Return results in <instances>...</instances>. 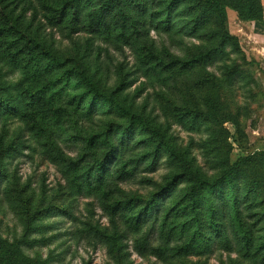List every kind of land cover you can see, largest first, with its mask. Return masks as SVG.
<instances>
[{
    "label": "rangeland",
    "instance_id": "374dc122",
    "mask_svg": "<svg viewBox=\"0 0 264 264\" xmlns=\"http://www.w3.org/2000/svg\"><path fill=\"white\" fill-rule=\"evenodd\" d=\"M13 1L42 51L38 63L0 56V264H263L254 252L264 243V20L241 18L247 0H120L135 23L130 42L82 29L104 0L81 1V26L70 15L47 21L54 12L43 7L61 0ZM54 81V101L70 114L33 130L21 118L27 90ZM102 133L128 150L100 185L95 161L112 144L89 140ZM90 168L89 188L80 176ZM104 200L126 211L112 216ZM259 217L251 250L239 223L253 229Z\"/></svg>",
    "mask_w": 264,
    "mask_h": 264
},
{
    "label": "trees",
    "instance_id": "16d2710c",
    "mask_svg": "<svg viewBox=\"0 0 264 264\" xmlns=\"http://www.w3.org/2000/svg\"><path fill=\"white\" fill-rule=\"evenodd\" d=\"M82 0H61V2L57 1L53 4L48 3V7H43L45 11H53L54 14L50 13L45 15L47 21L50 24L57 25L65 19L66 15H70V17L75 20V26H81L82 21V10L80 7V3ZM203 1V0H202ZM208 3L211 0H207ZM15 2L13 0H0V56L1 60L8 61L10 63H15L17 59L23 56V54H27L32 61L39 62L38 57L34 53V49H40L42 51L41 45L37 38H32L30 33L23 29L21 24L19 23V15L15 14V9H13V5ZM211 6L215 11L220 10V6L216 3H212ZM170 7V11L165 19V23L167 22L169 25L170 31L172 29H176L178 27L176 21L174 20L175 7ZM25 10L21 11V17L23 16ZM56 15V18H54ZM241 18L249 21H257L262 22L264 20V7L261 3V0H247L243 5V10L240 13ZM54 20H56L54 22ZM131 27L135 28V23L131 22V19L125 9L122 6V2L120 0H104V2L98 7H93L85 14L84 17V25L81 26L91 34L98 33L103 31L107 34H111L112 32L119 31V36L125 40V42H130L133 36L136 34L135 32L131 34H127L128 29ZM134 30V29H133ZM6 40V41H2ZM43 54V53H41ZM149 60H143L144 64H148L152 59H154V55L152 53L149 54ZM47 56V53L44 54ZM82 79L87 82L88 86L91 89L95 88V83L88 79L84 73H80ZM59 81H54L52 83H48L42 85L38 88H28L26 95L28 96V101L24 106V112L21 113V118L29 124L31 129L38 128L40 131L43 130V123H52L54 125L62 124L66 118L69 116L70 112L63 106H59L55 103L53 95L51 94V87L56 85ZM92 94L95 98H104L99 92L92 91ZM81 102L79 105H82ZM115 105H119L120 103L113 102ZM121 105V104H120ZM86 114L89 116L92 115L93 109L90 108V112L86 109ZM105 138V134L95 135L90 138V145L94 144H109L111 146L110 153L108 154V158L105 162H101L96 159L95 161V169L93 170V178L94 180L102 185L107 177L110 175V164L114 163L118 158L122 157L124 153L128 150V142H121V146H113V139L110 137ZM74 172L79 171L78 163H71ZM93 168V167H92ZM92 168L85 171V173L81 174L80 178L85 181L86 185L92 187ZM120 178L127 179L129 177V173L126 171V166L123 167ZM131 175V174H130ZM78 180V177H76ZM79 181V180H78ZM78 189H82L81 182L78 183ZM237 196V195H236ZM108 197V195H107ZM179 200L175 201L174 205L168 210L167 217L170 218V215L175 212L177 206H179ZM235 208V214H241L240 208V197L237 196L233 201ZM103 209L106 213L117 216L126 211L124 205L120 202L114 203H106L105 200L103 202ZM217 211L214 207H211L209 212V221L208 228L214 230H220V223L217 221ZM143 219H146V216L136 215L133 217V220L137 223H141ZM257 220V219H256ZM210 222V223H209ZM262 222V217H259L257 223ZM240 233L242 236V242L251 250L255 248V238L254 232L258 227V224L253 228H246L245 224H240ZM249 227V226H248ZM255 258H260V262L264 264V243L258 246V250L254 252Z\"/></svg>",
    "mask_w": 264,
    "mask_h": 264
}]
</instances>
